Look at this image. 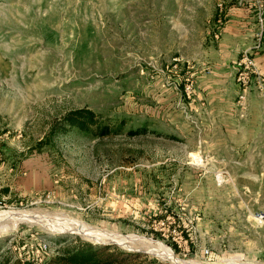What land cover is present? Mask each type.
Instances as JSON below:
<instances>
[{"label":"rangeland","instance_id":"1","mask_svg":"<svg viewBox=\"0 0 264 264\" xmlns=\"http://www.w3.org/2000/svg\"><path fill=\"white\" fill-rule=\"evenodd\" d=\"M263 25L264 0H0V212L32 215L0 219V264L74 239L264 264ZM80 106L120 130L49 133Z\"/></svg>","mask_w":264,"mask_h":264},{"label":"trees","instance_id":"2","mask_svg":"<svg viewBox=\"0 0 264 264\" xmlns=\"http://www.w3.org/2000/svg\"><path fill=\"white\" fill-rule=\"evenodd\" d=\"M261 42L264 44V25L261 34ZM57 125L51 126L49 133L57 134L68 129H77L85 134L103 136L120 130V127L112 126L108 121L100 118L98 114L88 106H80L67 110ZM140 129H129V133H138ZM145 255L139 251H126L111 243H95L83 239H74L58 247L51 255V264H120L125 260L138 259ZM135 264H169L150 257L144 261L138 260Z\"/></svg>","mask_w":264,"mask_h":264},{"label":"bare ground","instance_id":"3","mask_svg":"<svg viewBox=\"0 0 264 264\" xmlns=\"http://www.w3.org/2000/svg\"><path fill=\"white\" fill-rule=\"evenodd\" d=\"M30 218V217H32V215H30V214H27V213H24V212H21V211H1L0 212V219H3V218H10V219H12V220H20V219H23V218ZM77 231L78 232H80V233H83V234H86V235H90V236H93V237H95V233H96V231H94V230H92V229H90V228H87V227H85V226H80V227H78L77 228ZM97 237H98V235H97ZM126 237H114V239H117V240H124ZM95 239V238H94ZM117 242V241H116ZM163 247V246H162ZM163 249H164V253L168 256V257H170L175 263H177V264H184V262L183 261H180V260H178V259H176L171 253H170V251L169 250H167V249H165L164 247H163Z\"/></svg>","mask_w":264,"mask_h":264},{"label":"built area","instance_id":"4","mask_svg":"<svg viewBox=\"0 0 264 264\" xmlns=\"http://www.w3.org/2000/svg\"><path fill=\"white\" fill-rule=\"evenodd\" d=\"M259 42H261V41H259ZM245 58H248V61H249L248 63H251V65H253V61H252V59H251L250 57H248V55L245 56ZM239 78H240V77H239ZM242 82H243V87H242V89H241V92L239 93V100H241V101H242V99L244 98V96H245V91H246V83H245V80H242ZM260 85H261V87L264 89V81H261ZM185 91H186V93L189 95V93H190V91H191V87H190V85H186V87H185ZM253 218H254L257 222H259V223L264 222V212H263V211H256V212H254V213H253Z\"/></svg>","mask_w":264,"mask_h":264},{"label":"crops","instance_id":"5","mask_svg":"<svg viewBox=\"0 0 264 264\" xmlns=\"http://www.w3.org/2000/svg\"><path fill=\"white\" fill-rule=\"evenodd\" d=\"M221 111H215V110H213V109H211L210 110V112L208 113V117H209V121L210 122H208L209 124H211V127H214V124L216 125V126H218V121H219V118H217L218 116L219 117H223V114L222 113H220ZM223 120H221V122H222Z\"/></svg>","mask_w":264,"mask_h":264}]
</instances>
